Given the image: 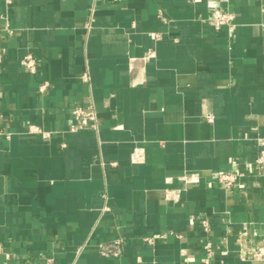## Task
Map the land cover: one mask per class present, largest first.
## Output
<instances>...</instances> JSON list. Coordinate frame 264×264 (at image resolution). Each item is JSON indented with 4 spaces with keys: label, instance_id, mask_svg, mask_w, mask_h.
<instances>
[{
    "label": "crops",
    "instance_id": "0c3cea01",
    "mask_svg": "<svg viewBox=\"0 0 264 264\" xmlns=\"http://www.w3.org/2000/svg\"><path fill=\"white\" fill-rule=\"evenodd\" d=\"M0 50V264H264V0H0Z\"/></svg>",
    "mask_w": 264,
    "mask_h": 264
},
{
    "label": "built area",
    "instance_id": "2783aa9c",
    "mask_svg": "<svg viewBox=\"0 0 264 264\" xmlns=\"http://www.w3.org/2000/svg\"><path fill=\"white\" fill-rule=\"evenodd\" d=\"M208 8L211 10L210 17V25L214 29H220L224 26H229L232 24L234 20V15L228 11H224L219 8L218 5L214 1H209L207 3ZM157 35H153V38H156ZM3 61L2 52L0 50V64ZM20 64L29 72L35 71V60L31 55H26L21 58ZM84 81L88 80V76L84 74L82 76ZM72 116L76 121V125L71 127L72 130L77 128L92 126L95 127L96 118L93 112L92 107H75L72 111ZM206 120L211 123L213 118L211 116H207ZM3 134L0 128V135ZM6 137H9L6 135ZM255 146H256V156L254 159V163L259 167V169L264 173V136H258L255 138ZM241 175L231 172H223L219 173L215 182L218 183L225 189H235L239 185V178ZM187 183H197V176H189L185 178ZM200 224L205 232L209 230V224L207 219H201ZM148 241L150 239H147ZM124 240L121 238L115 239L108 243H100L97 245V251L102 257H119L123 252ZM203 248L205 249L207 256L209 257L211 254V246L210 243L204 241L202 243ZM208 257L204 259L205 264L208 262ZM249 260L261 261L264 260V246H254L251 249V253L248 257ZM241 260L244 258L241 257Z\"/></svg>",
    "mask_w": 264,
    "mask_h": 264
}]
</instances>
